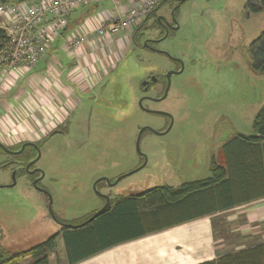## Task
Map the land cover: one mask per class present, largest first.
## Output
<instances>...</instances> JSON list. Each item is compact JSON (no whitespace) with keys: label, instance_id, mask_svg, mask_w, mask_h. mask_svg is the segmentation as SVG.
I'll return each mask as SVG.
<instances>
[{"label":"rangeland","instance_id":"374dc122","mask_svg":"<svg viewBox=\"0 0 264 264\" xmlns=\"http://www.w3.org/2000/svg\"><path fill=\"white\" fill-rule=\"evenodd\" d=\"M247 3L248 0H187L182 4L177 13L180 31L159 47L170 55H183L185 70L172 78L165 100L148 104L153 110L170 113L173 126L164 135L145 131L140 152L136 143L141 128L149 126L162 132L169 124V119L145 113L136 104L143 82L173 67L165 56L138 50L135 56H142V61L133 54L125 67L119 66L117 74L96 89H91L88 81L78 84L71 99V89L69 92L61 83L66 81L64 73H51L50 87L42 86L45 79H36L34 90L51 96L45 103L17 104L12 115L20 120L23 108L27 114L34 113L32 120L21 126L23 130H17L18 135L6 140L0 136V143L19 147L39 142L55 130H64L65 134H55L46 141L39 164L46 175L42 185L52 196L56 218L51 214L48 196L35 190L27 176L17 178L12 169H2L0 246L16 253L44 243L61 232L57 221L80 225L99 211L105 205L102 196L113 200L155 187H179L205 179L211 175L212 158H219L226 142L237 134H253L255 117L264 107V73L253 71L250 49L264 31V11L250 13ZM112 9V3L103 1L94 8L93 15ZM167 9L164 13L169 14ZM117 37L121 39L122 34L113 39ZM131 49L134 46L130 40H117L106 45L104 55L98 53L97 59L109 72ZM110 57L112 62L108 61ZM160 91L155 89V93ZM61 99L65 104H60ZM3 103L6 102H0V111ZM42 108L52 116L51 121L45 118L46 112L40 111ZM57 109H62L64 117L54 116ZM145 160L143 169L126 176ZM1 161L2 158L0 164ZM122 176L125 177L114 184ZM100 178L108 179L110 184L103 182L94 188ZM228 215L216 218L215 239L220 252L233 251L241 241L233 223L225 222ZM65 251V238L60 234L57 252L64 257Z\"/></svg>","mask_w":264,"mask_h":264},{"label":"trees","instance_id":"16d2710c","mask_svg":"<svg viewBox=\"0 0 264 264\" xmlns=\"http://www.w3.org/2000/svg\"><path fill=\"white\" fill-rule=\"evenodd\" d=\"M3 1L13 0H0ZM173 1L162 0L137 25L133 45L142 42L138 39H141L143 30L153 27L152 18L158 8ZM95 7L83 8L75 14L80 12L81 17H89ZM247 10L253 14L263 12L264 0H248ZM70 25H76L73 16ZM7 42L5 32L0 29V50ZM133 53L132 50L131 55ZM250 54L253 71L264 73V31L252 43ZM253 128V134H237L225 143L219 158H212L209 177L179 187L160 186L137 195L111 199L108 210L84 227L61 229L46 242L25 251L9 253L0 246V264H22L28 259H31L28 264H51L49 255L56 251L60 234L65 238L69 264H75L120 241L214 215L264 197V107L256 115ZM218 264H264V244L221 256Z\"/></svg>","mask_w":264,"mask_h":264},{"label":"crops","instance_id":"0c3cea01","mask_svg":"<svg viewBox=\"0 0 264 264\" xmlns=\"http://www.w3.org/2000/svg\"><path fill=\"white\" fill-rule=\"evenodd\" d=\"M95 8H97V6ZM93 14L94 12L92 11V14L86 18L81 17L80 12L73 15L76 25H70L68 31L79 29L84 25L86 20L91 18L96 19L100 13H98L97 16ZM92 27H95V24L92 25ZM134 30L135 29L121 32L122 38L119 39L117 37L115 40L112 38V43L117 40H130L132 44ZM86 52L87 69L90 75L88 85L91 82V89H96L99 85L105 83L108 77L114 73L117 74L116 71L118 67L121 65L125 67V63L128 59L130 60L129 57L132 56L131 49L123 60L116 62L117 65L114 64L112 70L107 72V70L103 68L101 61L97 59L99 55H104L103 48L96 46L94 50L87 49ZM108 61L112 62V57L108 58ZM72 69V60L63 49V40L59 39L51 46L47 58L42 60L29 76L20 78L14 86L2 90L0 102L6 103H3L4 109L0 111V136H4L5 140L6 138L14 137V135H18L17 130L19 132L23 130L21 126L24 125V123L32 120V114L34 113L31 110V112L27 114L26 110L21 108L23 117L19 118L20 120L12 115V112L16 110L17 104L21 107L22 105H26L27 102H31L32 98L34 100L36 99V101L41 98L38 103H45L44 101H47V98L51 96L48 93H37V91L34 90L33 83L36 84V79H45L46 82L43 81L42 86H44V88L45 86L50 87L52 86V81H49L48 78L52 76L51 73L58 75L59 72L62 74L64 73L66 81L63 80L61 83L64 87H67L68 90L69 88L71 89V92L69 90V99H71L79 87L78 85L76 88L77 85L71 83L69 79V74ZM122 81L123 80H121V82ZM79 84L83 85L85 82H80ZM32 95L34 97L31 98ZM59 101L60 104L64 103L63 99ZM57 110V112L53 111L54 116L59 114V118L64 117L62 109ZM67 117L69 118V116ZM41 119L44 120L43 118ZM52 119L53 118L48 119V121ZM37 126L40 128L42 127L40 124ZM141 212L147 214V211L144 209H141ZM223 214H229L226 216L225 222L230 224L233 223L232 225L235 228L234 231L238 233L241 238V241L236 244L233 248L234 250L231 252H220V246L215 239V230L217 227L215 226L216 218ZM262 244H264V197H260L249 203L214 215L200 217L191 221L158 229L157 231H152L151 233L140 235L132 239L120 241L117 244L110 245L105 249H101L81 259L75 264H218L221 256L240 253ZM58 253L56 249L54 253L49 255L50 263L62 264L61 261H65V264H69L67 249L65 251L66 254H63L64 257H60ZM30 261L31 259H28L22 262V264H28Z\"/></svg>","mask_w":264,"mask_h":264},{"label":"built area","instance_id":"2783aa9c","mask_svg":"<svg viewBox=\"0 0 264 264\" xmlns=\"http://www.w3.org/2000/svg\"><path fill=\"white\" fill-rule=\"evenodd\" d=\"M108 1L113 9L86 20L70 30V18L79 10ZM162 0H13L0 2V29L8 39L0 50V95L20 78L29 76L45 60L51 46L63 40V49L72 60L71 83L89 81L87 49L105 48L121 32L131 31ZM95 24V27L92 25ZM34 96H31V98ZM33 104L38 103L31 99ZM41 112H46L40 109ZM47 114V115H46ZM45 118L52 116L46 112Z\"/></svg>","mask_w":264,"mask_h":264},{"label":"flooded vegetation","instance_id":"af4514ba","mask_svg":"<svg viewBox=\"0 0 264 264\" xmlns=\"http://www.w3.org/2000/svg\"><path fill=\"white\" fill-rule=\"evenodd\" d=\"M184 3H181V0H174L173 2H168L166 5L160 6L156 12L155 17L152 18L153 27L151 29L143 30L141 32L142 37H141V39H138V40L139 41L141 40L142 42L141 43L138 42L137 45L132 44L134 46V50L132 49L134 52L133 53L134 56L136 54L135 52L138 50L139 51L140 50L141 51L150 50V51H153V52H156L158 54L165 56L170 62L173 63V67L168 68L163 74L151 75L149 78L146 79L145 82H147V84L142 85L140 88L142 95L139 96V99L136 102L138 107H140L139 101L141 99H144L143 100V106L146 109L153 110L148 104L149 103H157V102L151 101L149 98L159 99L164 95V93L168 87V83H169L168 78H167V74L169 72H174V73L179 72L182 69V63L181 62H183L184 70H185V63H184L183 55H179V56H174L172 54L170 55V52L168 50L162 49L159 47V44L161 42L168 40L169 38L176 35L180 31L181 28H180V25L178 23L177 13L179 12L182 4H184ZM167 8L170 9V13L169 14L167 13L168 15L166 13H164L165 10H168ZM146 31H147V33H145ZM153 33H156V36L153 37L152 36ZM145 42H147V45H145ZM135 57H137V59L142 61V56L140 57V55H137ZM174 76H176V74L172 75L171 80ZM153 77H155L157 80L153 81V79H152ZM171 85H172V82H171ZM156 88H160L161 91L155 93ZM170 90H171V86H170ZM170 90H169V92H170ZM168 96H169V93H168ZM143 112H145V111H143ZM145 113H147V112H145ZM163 117L169 119V124L163 130V131H166L170 125L171 119L168 116H163ZM55 134H62L63 135V134H65V132H64V130H62V131L55 130L49 136H47L45 139H43L39 142H36V143L26 142V143H32L33 145H27L25 148H23V145L25 143L21 144L19 147H6V146H5V148L0 147V158H2V161L0 164V170L12 169L14 176L17 178L19 176H27L29 178V181L31 182L32 187L35 188V190L39 191L41 194L47 195L49 198V201H50V197H49L50 193L47 190V188H45L42 185V182H43V180H45L46 175H45L44 170L42 169V167L39 164L41 163V161L43 159V148L46 144V141H48L49 138ZM39 151L41 152L40 159L38 161H36L35 164L31 165L28 168V164L34 162L37 159ZM40 171L44 172V178H42V173ZM33 172H35V173H33ZM37 180H39V181L37 182V184L35 186L34 183ZM103 182L107 183L105 181H102V182L98 183L97 185H99ZM11 185H13V184H11ZM3 187H9V185L8 186L3 185ZM104 201H105V199H104ZM105 203H106V201H105ZM54 218H56L55 215H54ZM56 221H57V219H56ZM57 223L59 224V223H63V222L57 221ZM64 224H66V223H64ZM59 226H60V224H59ZM61 229H65V228L61 226Z\"/></svg>","mask_w":264,"mask_h":264},{"label":"water","instance_id":"95a60500","mask_svg":"<svg viewBox=\"0 0 264 264\" xmlns=\"http://www.w3.org/2000/svg\"><path fill=\"white\" fill-rule=\"evenodd\" d=\"M185 1H187V0H181V3H184ZM145 45H147V42H145ZM181 63H182V69H181L179 72H175V73H174V72H169V73L167 74V78H168V82H169V83H168V87H167V89H166L164 95H163L161 98H159V99H156V98H149L151 101H154V102H161V101L165 100V99L168 97V93H169L170 86H171V77H172V75H173V74L180 75V74H182L183 71H184V64H183V62H181ZM152 79H153V81H156V80H157L155 77H153ZM146 84H147V82H144L142 85H146ZM143 100H144V99H141V100L139 101V106H140V108H141L143 111H145V112H147V113H150V114L161 115V116H168V117L171 119V122H170V125H169V127L167 128V130H166L165 132H159V131H156L154 128L149 127V126H146V127L141 128L140 131H139V135H138L137 143H136V145H137V150H138L139 152H140V142H141V138H142V135L144 134L145 131H150V132H152V133H154V134H156V135H164V134H167V133L171 130L172 126H173V116H172L170 113H167V112H164V111H156V110L146 109V108L143 106ZM27 145H33V144H32V143H25V144L23 145V148H25ZM0 147L5 148V146H4L3 144H1V143H0ZM40 157H41V152L39 151V152H38V157H37V159H36L34 162L28 164V168H29L31 165L35 164V162L38 161V160L40 159ZM146 164H147V161L145 160V162H144L139 168H137L135 171H133V172L127 174L126 176L132 175V174H134V173L140 171L141 169H143V168L146 166ZM40 172L42 173V178H44V172H42V171H40ZM33 173H35V172H33ZM124 177H125V176L120 177V178H119L114 184L119 183L120 180H121L122 178H124ZM42 178H41V179H42ZM38 181H39V180H37V181L34 183L35 186H36V184H37ZM102 181H105V182H107L108 184H110V181H109L108 179H106V178H100V179H98V180L96 181V183H95V185H94V188H96L97 184L100 183V182H102ZM114 184H113V185H114ZM49 197H50V206H49V208H50V211H51L52 216L54 217V213L52 212V205H51V204H52V197H51L50 194H49ZM102 197H103V198L105 199V201H106L105 205H104L99 211H97L92 217H90L87 221H85L84 223H82V224H80V225H68V224H64V223H59L60 226H62V227H64V228L76 229V228H79V227H84V226H86L87 224H89V223L93 222L94 220H96V219H97L99 216H101L105 211H107L108 208H109V206H110V198H109L108 196H102Z\"/></svg>","mask_w":264,"mask_h":264},{"label":"bare ground","instance_id":"6f19581e","mask_svg":"<svg viewBox=\"0 0 264 264\" xmlns=\"http://www.w3.org/2000/svg\"><path fill=\"white\" fill-rule=\"evenodd\" d=\"M106 77V76H105Z\"/></svg>","mask_w":264,"mask_h":264}]
</instances>
